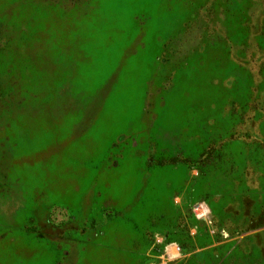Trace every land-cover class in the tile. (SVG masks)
<instances>
[{
  "label": "rangeland",
  "instance_id": "374dc122",
  "mask_svg": "<svg viewBox=\"0 0 264 264\" xmlns=\"http://www.w3.org/2000/svg\"><path fill=\"white\" fill-rule=\"evenodd\" d=\"M0 264H264V0H0Z\"/></svg>",
  "mask_w": 264,
  "mask_h": 264
},
{
  "label": "crops",
  "instance_id": "0c3cea01",
  "mask_svg": "<svg viewBox=\"0 0 264 264\" xmlns=\"http://www.w3.org/2000/svg\"><path fill=\"white\" fill-rule=\"evenodd\" d=\"M41 209L35 213L34 212L32 213V219H33L32 221L34 222L33 224H36L37 226H41L45 222L46 210H41Z\"/></svg>",
  "mask_w": 264,
  "mask_h": 264
},
{
  "label": "trees",
  "instance_id": "16d2710c",
  "mask_svg": "<svg viewBox=\"0 0 264 264\" xmlns=\"http://www.w3.org/2000/svg\"><path fill=\"white\" fill-rule=\"evenodd\" d=\"M47 222H48L49 225L51 224V222L49 221V219H48V220L46 219V221H45L44 223L46 224ZM44 223H43V224H44ZM45 224H44V225H45ZM44 225H43V226H44ZM49 225H48V227H49ZM39 227H41V226H39ZM35 230H36V231H39V230H41V228H36V227H35Z\"/></svg>",
  "mask_w": 264,
  "mask_h": 264
}]
</instances>
